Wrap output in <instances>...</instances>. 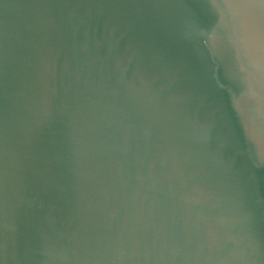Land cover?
I'll list each match as a JSON object with an SVG mask.
<instances>
[{
    "label": "water",
    "instance_id": "obj_1",
    "mask_svg": "<svg viewBox=\"0 0 264 264\" xmlns=\"http://www.w3.org/2000/svg\"><path fill=\"white\" fill-rule=\"evenodd\" d=\"M0 264H264V0H0Z\"/></svg>",
    "mask_w": 264,
    "mask_h": 264
}]
</instances>
